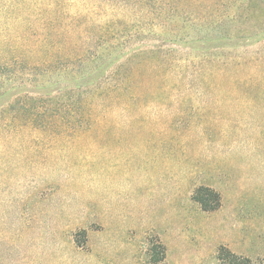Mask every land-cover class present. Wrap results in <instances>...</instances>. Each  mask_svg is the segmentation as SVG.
<instances>
[{"label": "rangeland", "instance_id": "rangeland-1", "mask_svg": "<svg viewBox=\"0 0 264 264\" xmlns=\"http://www.w3.org/2000/svg\"><path fill=\"white\" fill-rule=\"evenodd\" d=\"M76 1L64 0L58 20L81 17L92 33L116 23L127 46L155 42L170 25L151 17L143 26L157 34L132 37L164 0H128L125 10ZM24 16L0 17V34L8 25L35 35ZM197 22L179 35L213 33ZM92 39L85 31L79 41ZM162 67L142 71L147 84L160 68V88H139L137 103L96 104L98 133L0 131V264H229L226 251L264 264V44ZM201 186L220 193L219 210L194 200Z\"/></svg>", "mask_w": 264, "mask_h": 264}, {"label": "trees", "instance_id": "trees-1", "mask_svg": "<svg viewBox=\"0 0 264 264\" xmlns=\"http://www.w3.org/2000/svg\"><path fill=\"white\" fill-rule=\"evenodd\" d=\"M146 1L143 5H152ZM98 2L101 0L93 3ZM115 2L124 10L130 6L128 0L107 1L108 5ZM212 2L203 13L194 0L157 1L159 5L154 11L144 12L137 21L139 28L132 37L157 34L155 27L143 26L151 17L170 23L164 29L166 33L159 34L155 42L127 46L120 41L126 31L116 28V23L92 33L87 23H81V17H70V22L58 20L64 0H0L1 19L23 23L27 15L26 21L32 20L34 26H39L32 35L27 26L17 33L3 25L0 131L30 128L56 134L98 133L99 101L105 98L113 103L134 104L138 99L132 96L139 88H160V68L153 71L149 83L141 79L142 71L151 63L155 67L163 65L166 74L173 71V62L190 58L196 51L227 53L264 44V0H215L214 8ZM201 19L210 22L207 26L213 33L189 38L179 35L186 22L201 27L202 23L197 22ZM58 22L60 25L56 26ZM71 22L72 26L65 28ZM85 31L93 34L89 43L79 41ZM105 36L111 37L112 43H105ZM193 198L206 212H215L222 206L220 193L210 187H199ZM220 258L229 264H250L249 260L238 263L237 257L228 251L220 253Z\"/></svg>", "mask_w": 264, "mask_h": 264}]
</instances>
